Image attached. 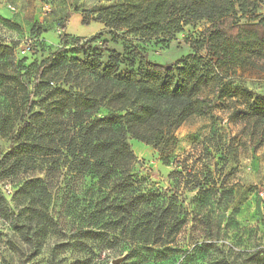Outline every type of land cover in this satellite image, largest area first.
Here are the masks:
<instances>
[{
    "label": "trees",
    "instance_id": "obj_1",
    "mask_svg": "<svg viewBox=\"0 0 264 264\" xmlns=\"http://www.w3.org/2000/svg\"><path fill=\"white\" fill-rule=\"evenodd\" d=\"M262 1L120 0L95 7L100 32L120 31L132 40H169L185 27L199 28L184 38L190 52L165 63L149 59L135 44L125 46L122 55L109 50L107 39L95 43L96 37L73 39L72 48H65L70 39L61 23V47L23 65L15 56L16 43L0 37V181H19L12 197L23 206L15 213L0 188V216L11 218L33 252L59 200L62 211L87 222L79 238L64 244L63 252L82 256L67 264H88L102 250L119 246L128 249L117 264H157L154 254L170 249L167 245L198 216L211 222L206 230L216 235L213 243L202 244L217 246L233 198L226 173L216 176L217 167L198 171L194 161L181 166L178 160L172 189L143 191L128 138L151 145L168 162L183 122L209 113L219 101L235 100L243 105L242 134L264 141V97L251 102L247 91L224 81L233 67L264 56V14H254ZM248 13L251 21L237 20ZM103 50L109 52L105 61ZM101 109L106 112L97 116ZM214 135L206 140L218 151ZM21 154L51 161L24 177L11 163ZM180 190L194 191L190 208ZM193 242L201 247L199 239Z\"/></svg>",
    "mask_w": 264,
    "mask_h": 264
},
{
    "label": "rangeland",
    "instance_id": "obj_2",
    "mask_svg": "<svg viewBox=\"0 0 264 264\" xmlns=\"http://www.w3.org/2000/svg\"><path fill=\"white\" fill-rule=\"evenodd\" d=\"M119 1L0 0V37L9 45L16 43L15 56L23 65L34 60L40 61L61 47V23L65 24V33L70 39L65 47L68 49L72 48L73 39L83 41L96 37L95 43L99 44L107 39L109 50H116L122 55L125 46L135 44L149 59L159 63L173 61L190 52L184 38L188 35L194 37L199 28L185 27L169 40L137 41L128 39L120 31L113 35L100 32L102 24L94 20L95 7ZM254 14H264V0ZM2 19L10 20L15 26L6 24ZM252 19L250 13L242 16L238 14L237 18L239 22ZM38 27L45 31L37 33ZM108 55V50L102 51L104 61ZM138 62L136 59V66ZM124 68V64L120 65V69ZM224 81L230 87L247 91L251 102L264 97V56L253 58L252 64L245 67H233L227 72ZM242 110L241 102L224 100L219 101L205 115L189 117L175 131L178 142L170 153L168 162L163 161L156 148L128 138L137 159L133 170L143 191L153 188L172 189L171 174L178 160L181 161V166L186 160L185 163L189 164L194 161L192 165L198 171L205 170L207 165L213 170L217 167L215 175L223 170L222 173H226L225 182L232 186L233 198L222 217L223 228L218 236L217 246L207 244L213 243L216 237L206 230L211 222L198 216L176 235L174 242L167 245L170 249L159 250L154 254L157 264H264V141L257 143L242 134ZM105 112V109H101L97 116ZM211 135L217 136L220 150L214 151L213 145L206 140ZM2 149H8L6 139L2 140ZM49 159L51 158L21 154L16 160H11V163L25 177L29 171H36L38 164L46 161L50 163ZM10 178H1L0 188L10 209L17 213L23 206L19 205V197L12 195L19 181ZM180 191L181 198L185 200L184 205L190 208L189 202L194 191ZM62 204L63 201L59 200L55 205L56 213L51 226L40 238V247L35 249L36 253L17 235L11 218L0 216V264H67L76 256L82 257L71 249L63 251L64 244L68 240L70 242L74 235L79 238L81 230L87 228V222L62 211ZM195 239H199L201 247H195ZM203 241L207 243L204 245ZM88 243L92 244L91 241ZM121 248L119 246L114 251L102 250L88 264H114L113 261L119 259L115 263L117 264L127 254L128 248Z\"/></svg>",
    "mask_w": 264,
    "mask_h": 264
},
{
    "label": "water",
    "instance_id": "obj_3",
    "mask_svg": "<svg viewBox=\"0 0 264 264\" xmlns=\"http://www.w3.org/2000/svg\"><path fill=\"white\" fill-rule=\"evenodd\" d=\"M118 261H119V259H116V260L113 261V263L115 264V263L118 262Z\"/></svg>",
    "mask_w": 264,
    "mask_h": 264
},
{
    "label": "built area",
    "instance_id": "obj_4",
    "mask_svg": "<svg viewBox=\"0 0 264 264\" xmlns=\"http://www.w3.org/2000/svg\"><path fill=\"white\" fill-rule=\"evenodd\" d=\"M10 8H13L12 6H10Z\"/></svg>",
    "mask_w": 264,
    "mask_h": 264
}]
</instances>
